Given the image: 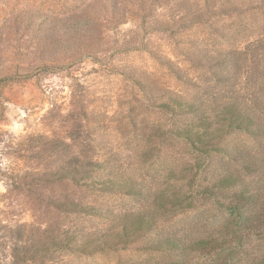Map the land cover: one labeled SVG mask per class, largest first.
Masks as SVG:
<instances>
[{
	"label": "rangeland",
	"instance_id": "obj_1",
	"mask_svg": "<svg viewBox=\"0 0 264 264\" xmlns=\"http://www.w3.org/2000/svg\"><path fill=\"white\" fill-rule=\"evenodd\" d=\"M119 2L128 4L127 13L117 29L105 30L102 51L95 59L88 57L64 69L53 56L42 54L46 48L41 21L46 15L64 21L98 19L108 0H0V229L1 224L19 223L32 229L21 239L15 234L17 247L45 230L50 234L57 228L70 230V234L75 230L94 233L109 227L113 214L152 205V195L172 185L175 172L194 158L186 143L166 133L173 118L153 106L150 98L143 100L130 78L152 84L157 97L172 92L201 94L215 83L212 70L218 67V56L245 48L256 38L264 39V0H165V4L157 0L159 5L151 4L147 10L137 1L138 7L128 0ZM148 10L152 14L145 18ZM182 12L187 26L177 25ZM74 14L78 17L72 18ZM257 45L253 53L260 51ZM252 84L262 90L264 80L258 78ZM70 134L79 138L72 140ZM37 135L89 149L116 176L137 180L144 194H106L73 183L48 182L45 188L35 174L54 161L37 152L32 139ZM229 143L246 149L259 144L243 132L230 137ZM159 146L160 157L157 151L148 155L152 147ZM65 195L99 206L107 218L65 214L53 206L57 196ZM197 215L196 210L180 215L166 228L188 227L197 222ZM201 228L200 223L191 235L197 236ZM260 249L253 245L252 260ZM53 257L57 260L53 264H149L158 260L136 250L90 255L61 250L49 255L45 264H52Z\"/></svg>",
	"mask_w": 264,
	"mask_h": 264
},
{
	"label": "trees",
	"instance_id": "obj_2",
	"mask_svg": "<svg viewBox=\"0 0 264 264\" xmlns=\"http://www.w3.org/2000/svg\"><path fill=\"white\" fill-rule=\"evenodd\" d=\"M129 1L136 6L135 2H139L140 8L146 10L151 4L159 5L157 0ZM160 1L165 4V0ZM108 2L98 19L82 21L74 14L72 18L77 19L64 21L46 15L40 26L46 48L42 54L53 56L64 69L88 57L95 59L107 40L105 30L117 29L127 13L128 4L122 5L119 0ZM177 11H180L178 7ZM151 14L148 10L145 18ZM179 21L178 26H187L183 12ZM263 41L259 37L245 48L218 56V67L215 72L212 70L215 83L209 84V90L201 94L184 96L172 92L157 97L152 84L130 78L143 100L150 98L156 104L153 106L173 118V125L166 133L186 143L194 158L178 174L175 172L172 185L152 195V205L125 211L120 216L113 214L112 224L101 231L75 230L70 234V230L57 228L50 234L45 230L35 239L27 237L28 244L17 247L13 244L15 234L21 239L26 232H32L28 229L30 225L1 224L0 264H45L49 255L52 257L61 250L85 255L136 250L141 255L158 258L149 264H264V87L258 90L252 84L255 79L264 80V48H260ZM256 43L260 51L253 53ZM241 90L248 93L241 94ZM240 132L256 139L258 146L246 149L231 145L230 137ZM70 136L72 140L79 138ZM32 139L37 152L46 153L43 158L53 157L52 166L35 174L40 176L45 188L48 182L73 183L106 194H144L137 180L116 176L89 149H79L75 143L47 135ZM155 151L159 156L160 146L152 147L148 155L154 156ZM69 198L57 196L53 206L65 214L107 218L99 206ZM195 210L198 215L194 224L178 230L166 228L167 223ZM200 223L203 228L198 235H191ZM255 243L262 252L252 260L250 251ZM50 261L53 264L57 260L53 257Z\"/></svg>",
	"mask_w": 264,
	"mask_h": 264
}]
</instances>
